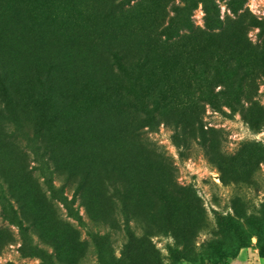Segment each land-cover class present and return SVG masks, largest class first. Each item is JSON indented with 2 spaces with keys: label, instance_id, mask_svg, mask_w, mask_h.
<instances>
[{
  "label": "rangeland",
  "instance_id": "rangeland-1",
  "mask_svg": "<svg viewBox=\"0 0 264 264\" xmlns=\"http://www.w3.org/2000/svg\"><path fill=\"white\" fill-rule=\"evenodd\" d=\"M23 5L33 22L67 23V39L122 27L145 38L143 64L122 74L123 94L142 109L140 130L158 150L142 149L144 167L124 173L118 242L110 229L95 244L86 229H67L59 248L67 264H264V0ZM98 61L108 64L101 53ZM9 89V111L0 95V264H40L24 257L38 254L29 242L38 237L24 228L45 219L28 192L48 138L22 82ZM97 169L103 174L92 184L103 193L110 182L103 164ZM112 210L106 206L104 222ZM85 241L95 253L81 260Z\"/></svg>",
  "mask_w": 264,
  "mask_h": 264
},
{
  "label": "trees",
  "instance_id": "trees-1",
  "mask_svg": "<svg viewBox=\"0 0 264 264\" xmlns=\"http://www.w3.org/2000/svg\"><path fill=\"white\" fill-rule=\"evenodd\" d=\"M30 17L23 0H0V95L9 111L10 82H22L26 98L37 103L38 128L48 138V148L36 155V189L28 192L39 199L45 219L24 226L38 237H29L38 254L24 257L67 264L68 256L59 249L60 234L67 229H77L79 235L78 228L86 229L94 244L110 229L108 237L118 242L122 211L117 196L124 173L144 167V149L158 150L140 130L142 109L123 94L124 76L133 62L143 64L145 38L137 29L122 27L115 33L105 30L100 39H67V23L41 24ZM100 53L108 64L99 63ZM4 114L0 107V116ZM100 164L110 182L103 193L92 184ZM106 206L113 209L111 222H104ZM84 244L81 260L95 253L89 251L90 241Z\"/></svg>",
  "mask_w": 264,
  "mask_h": 264
}]
</instances>
